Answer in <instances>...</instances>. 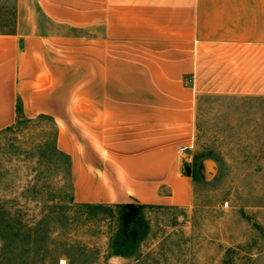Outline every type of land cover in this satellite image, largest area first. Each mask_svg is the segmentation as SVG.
Masks as SVG:
<instances>
[{
  "label": "crops",
  "instance_id": "obj_1",
  "mask_svg": "<svg viewBox=\"0 0 264 264\" xmlns=\"http://www.w3.org/2000/svg\"><path fill=\"white\" fill-rule=\"evenodd\" d=\"M15 4L0 25V132L20 113L73 125L83 111L104 160L76 181L90 197L190 204L182 151L204 100L264 97V0Z\"/></svg>",
  "mask_w": 264,
  "mask_h": 264
},
{
  "label": "rangeland",
  "instance_id": "obj_2",
  "mask_svg": "<svg viewBox=\"0 0 264 264\" xmlns=\"http://www.w3.org/2000/svg\"><path fill=\"white\" fill-rule=\"evenodd\" d=\"M15 3L0 0V25ZM28 3L24 14L36 11ZM203 107L182 151L193 183L185 206L86 195L77 179L99 178L104 160L100 141L85 139L83 111L73 125L20 113L0 132V264H264V97ZM127 202L140 206L129 225Z\"/></svg>",
  "mask_w": 264,
  "mask_h": 264
},
{
  "label": "trees",
  "instance_id": "obj_3",
  "mask_svg": "<svg viewBox=\"0 0 264 264\" xmlns=\"http://www.w3.org/2000/svg\"><path fill=\"white\" fill-rule=\"evenodd\" d=\"M122 208V219L123 223L125 225L131 224L136 217L139 215L140 212V206L138 204H135L133 202H127L121 204Z\"/></svg>",
  "mask_w": 264,
  "mask_h": 264
},
{
  "label": "built area",
  "instance_id": "obj_4",
  "mask_svg": "<svg viewBox=\"0 0 264 264\" xmlns=\"http://www.w3.org/2000/svg\"><path fill=\"white\" fill-rule=\"evenodd\" d=\"M226 205H228V203H226Z\"/></svg>",
  "mask_w": 264,
  "mask_h": 264
}]
</instances>
